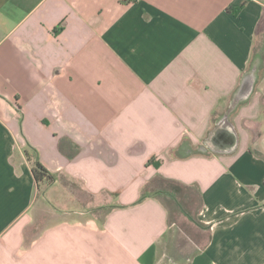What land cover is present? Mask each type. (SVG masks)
Segmentation results:
<instances>
[{"label":"crops","instance_id":"1","mask_svg":"<svg viewBox=\"0 0 264 264\" xmlns=\"http://www.w3.org/2000/svg\"><path fill=\"white\" fill-rule=\"evenodd\" d=\"M0 264H264V0H0Z\"/></svg>","mask_w":264,"mask_h":264},{"label":"trees","instance_id":"2","mask_svg":"<svg viewBox=\"0 0 264 264\" xmlns=\"http://www.w3.org/2000/svg\"><path fill=\"white\" fill-rule=\"evenodd\" d=\"M25 154L27 159L30 162L31 165V173L32 176L36 182V184L38 185V187L41 184H51L56 180V176L54 173L50 172L41 162L40 160L37 158V156L35 155V157H31L28 153L27 150H25ZM149 163V161H148ZM155 165H158V162L154 163ZM145 196V193H142L140 195V197L138 198V201L143 199Z\"/></svg>","mask_w":264,"mask_h":264},{"label":"rangeland","instance_id":"3","mask_svg":"<svg viewBox=\"0 0 264 264\" xmlns=\"http://www.w3.org/2000/svg\"><path fill=\"white\" fill-rule=\"evenodd\" d=\"M63 182H65V181H63ZM66 183V182H65ZM68 185V187H69V189L71 190V191H73V192H75V193H78V194H80L81 192H80V190H79V187L77 186V184H75V183H67ZM40 188V189H39ZM38 189H39V192H42V193H44V191H45V186L44 185H42L41 184V186L39 187ZM42 189V190H41ZM84 199H85V201H86V204L88 203V201H87V199H86V196H84ZM194 205L195 204H193L192 205V207H194ZM106 210H107V208L106 207H101L98 211H96V214L99 216V217H103V215H104V213L106 212Z\"/></svg>","mask_w":264,"mask_h":264},{"label":"water","instance_id":"4","mask_svg":"<svg viewBox=\"0 0 264 264\" xmlns=\"http://www.w3.org/2000/svg\"><path fill=\"white\" fill-rule=\"evenodd\" d=\"M248 90H249L248 83L247 82H244L241 91L238 93V96L246 95V93L248 92ZM236 100H238V97L235 99V101Z\"/></svg>","mask_w":264,"mask_h":264}]
</instances>
